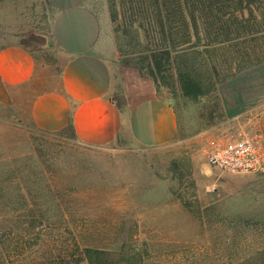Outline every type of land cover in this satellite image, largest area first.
<instances>
[{
	"label": "rangeland",
	"instance_id": "374dc122",
	"mask_svg": "<svg viewBox=\"0 0 264 264\" xmlns=\"http://www.w3.org/2000/svg\"><path fill=\"white\" fill-rule=\"evenodd\" d=\"M91 4L109 20L120 76L153 83L176 112V133L161 146L103 151L77 144L69 128L40 132L0 106V264H71L66 255L83 247L115 264H264V172L205 162L236 134L221 130L214 86L222 75L196 65L202 94L183 96L171 79L149 75V44L141 32H123L119 0ZM52 17L45 0H0V46L19 42L37 69L54 71ZM212 55L225 73L230 61Z\"/></svg>",
	"mask_w": 264,
	"mask_h": 264
},
{
	"label": "crops",
	"instance_id": "0c3cea01",
	"mask_svg": "<svg viewBox=\"0 0 264 264\" xmlns=\"http://www.w3.org/2000/svg\"><path fill=\"white\" fill-rule=\"evenodd\" d=\"M45 2L53 10L48 40L56 69H37L33 53L19 42L0 46V106L28 117L43 133L69 128L77 144L91 149L170 142L177 129L173 106L152 82L120 76L107 17L91 0ZM238 7L226 35L200 51L206 59L218 60L212 55L218 52L230 61L214 86L221 130L248 129L256 121L264 136V0H242ZM199 39L206 42L202 29Z\"/></svg>",
	"mask_w": 264,
	"mask_h": 264
},
{
	"label": "trees",
	"instance_id": "16d2710c",
	"mask_svg": "<svg viewBox=\"0 0 264 264\" xmlns=\"http://www.w3.org/2000/svg\"><path fill=\"white\" fill-rule=\"evenodd\" d=\"M119 5L123 32L129 30L136 37L141 32L149 44L145 50L149 75L162 81L167 77L183 96L196 97L202 94L195 78L196 65L210 66L212 76L218 77L211 55L206 59L200 48L212 46L217 37L226 35L233 23L232 11L239 9L242 0H119ZM201 29L206 40L203 45ZM74 252L66 255L71 264L84 260L88 264H115L103 250L83 247Z\"/></svg>",
	"mask_w": 264,
	"mask_h": 264
},
{
	"label": "built area",
	"instance_id": "2783aa9c",
	"mask_svg": "<svg viewBox=\"0 0 264 264\" xmlns=\"http://www.w3.org/2000/svg\"><path fill=\"white\" fill-rule=\"evenodd\" d=\"M252 125L248 129H232L236 133L233 139L212 146L206 152L207 166L240 175L263 173L264 136L256 121Z\"/></svg>",
	"mask_w": 264,
	"mask_h": 264
}]
</instances>
